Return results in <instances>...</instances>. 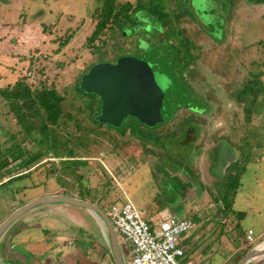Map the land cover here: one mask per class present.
<instances>
[{
    "label": "rangeland",
    "instance_id": "1",
    "mask_svg": "<svg viewBox=\"0 0 264 264\" xmlns=\"http://www.w3.org/2000/svg\"><path fill=\"white\" fill-rule=\"evenodd\" d=\"M117 2L132 4L129 13L123 15L122 27L107 31L91 43L88 38L97 24L93 12L100 5L98 0H0V150L11 155L8 167L0 169V222L15 202L23 204L45 188L56 190L65 185L66 190L76 195L90 193L88 199L100 202L105 210L112 202L124 201L128 193L145 210L144 216L146 212L188 206V213L197 223L193 228L200 232L204 248L209 244L215 247L210 250L207 262L229 264L227 256L235 249L239 252L235 253L234 261L239 254H245L243 251L264 241V3ZM172 30L174 34L168 37L167 32ZM120 57L144 60L148 83L153 86L145 82L142 91L148 108L155 111L160 108L157 112L164 118L156 127H149L132 115L117 127L101 125L94 120L100 114L101 96L78 89L83 76L100 71L101 62L114 63ZM31 66L42 70H30ZM24 75L29 78L28 84L53 85L64 95L63 107L71 118L63 116L60 125L53 124L47 132L41 126L34 137L27 136L24 120L18 122L19 117L11 107L15 98L9 95L14 82ZM102 78L92 77L89 85H102ZM254 79L256 82L252 83ZM248 84L250 88L246 87ZM255 93H258L255 112L248 116L246 108ZM23 112L37 128L39 123L43 125L41 117L26 113L27 109ZM213 126L219 129L213 131ZM126 129L127 133L137 135L133 141L128 137L123 141ZM47 133L55 135L54 141ZM140 133L156 139L173 135L166 159L171 164L187 159L192 149L202 148L214 138L212 143L217 146L204 148L223 155L217 168L224 170L216 173L217 181L210 182L209 172L203 169L199 175L201 184L195 189L197 183L185 180L177 171L190 173L193 168H139L140 164L136 168L139 159L130 157L136 150L162 149V143L153 147L140 140ZM64 140L69 142L66 141L68 146L61 145ZM34 152L41 159L25 165L24 160ZM98 158L105 163L101 160L90 163ZM119 161H123V168H115ZM25 168L37 169L25 171ZM88 168H95L93 171L97 173L93 175ZM59 171L61 176L56 175ZM24 172L27 174L23 175ZM89 184L91 187L87 189ZM197 202L199 210L192 207ZM226 204L229 206L224 209ZM240 210L244 212L241 219ZM195 211L202 217L198 218L200 221L194 218ZM225 214L228 221L219 223ZM21 222L17 221L7 231L0 246L2 258L15 260L12 252L18 251L33 264L48 261L52 244L43 242L42 238L48 236L46 229L23 228ZM249 229L255 232L253 244L246 241ZM93 238L85 236L95 244L88 250L85 248L86 255L100 260L96 245L103 241ZM63 242L61 238L56 240L58 245ZM78 243L83 246L81 240ZM122 248L126 258H130V245L122 242ZM78 252L79 261H88ZM75 260L74 256L69 258L73 264ZM102 262L107 264L106 258ZM249 264H264V256Z\"/></svg>",
    "mask_w": 264,
    "mask_h": 264
},
{
    "label": "crops",
    "instance_id": "2",
    "mask_svg": "<svg viewBox=\"0 0 264 264\" xmlns=\"http://www.w3.org/2000/svg\"><path fill=\"white\" fill-rule=\"evenodd\" d=\"M216 122H217V120H216ZM219 122H223V121H219ZM128 125H129V123H128ZM157 125L158 124H156L154 126L156 127ZM154 126H149V127H154ZM212 129H213V131H215V130H218L219 127L213 126ZM127 131L128 130L126 129V132H125L126 136L122 138L123 141H126V137H128L131 141H133L137 137V135L134 136V134L132 132L127 133ZM200 137L202 138V135ZM171 138H173V135H171V136L164 135L158 139L153 138V137L148 138V137L142 136V134L140 133V136H139L140 140H143V141L149 143L153 147H154L153 144H161L162 143L161 144L162 149L158 150V149L154 148L152 150H147V151L136 150L130 156V157L136 156L134 158L139 159L138 160L139 163H136L135 167L138 168V164H140L139 168H193L192 171H190V169H189L190 173H185V172L183 173L182 170H179V169H177V171L179 172L180 175L184 176L185 180H191V181L194 180V182L197 183L195 185V189L198 187L197 185L200 186V184H201L202 180H201V178L199 179V175L201 176L203 169H205L206 171L209 172L208 174H210V178H208V179H210L209 180L210 182L217 181V179L215 177V175H217L216 173H218V171L222 172L224 170V168H217L218 167L217 162L221 161V159L223 158V155L221 153L217 152L216 149H215L216 152L214 154V153H210L211 149H209L208 151H205L206 149L204 148L206 146H208L210 148H211V146H214V147L217 146L215 143H212V140L214 138H211L210 139L211 143L207 142L206 146L204 144V145H201L202 148L200 147L199 149H196V148L192 149V151L189 152L187 159H184V160L181 159V160H179V162L174 161L175 162L174 164H171L170 161L166 160L168 155H169V149H168L169 144L171 141L174 140V139L171 140ZM221 140H223V139H221ZM168 141H169V143H168ZM212 151H213V149H212ZM64 154H66V153H64ZM101 154H102V156L107 155L106 153L103 155V152ZM36 156H38L37 157L38 159L32 160V163H34L35 161H38L41 159V155L39 153L34 152L31 155L29 154L27 156V158L30 157V159H31V158H35ZM71 157H74V156H71ZM138 157H143V158H145V160L141 161L140 158H138ZM94 158L97 159L96 157H94ZM98 159L99 160H92L91 159L90 163H96L95 161L100 162L101 159L100 158H98ZM104 159H105V157H104ZM104 159L101 161H103L105 163ZM126 159H125L126 162L130 161V160H126ZM122 163H123V161H119L117 164L118 166H115V168H123ZM154 164H155V166H154ZM125 165L126 164L124 162V167L127 168ZM106 167H107V165H106ZM31 169H37V168H25V171H29ZM49 169H51V168H48V170ZM93 169H95V168H90L89 171L92 172L94 175L97 173V171H93ZM78 170L80 172L81 171L83 172L84 169H82V170L78 169ZM108 170H110V169H108ZM215 170H216V172H215ZM210 171H213V173H211ZM57 173H59V174H57ZM57 173H56L57 176H61L60 171ZM26 174L27 173L24 172L23 175H26ZM66 176L68 177L67 174H66ZM114 177H115V174H114ZM84 179H88V177H85ZM206 179H207V177H206ZM219 181H221V180H219ZM88 187H91V185L89 184V186H87V189H89ZM199 188H201V187H199ZM77 190L79 191V189H77ZM197 190H199V189H197ZM202 190H204L203 185H202ZM55 193H68V194L76 195L75 193H71L68 190H66L65 185L61 186V188L56 189V190H48L45 188V190L41 191L40 194L44 195V194H55ZM202 193H203V191H202ZM40 194H39V196H40ZM90 195L91 194L89 193L87 195L82 194V195H76V196H84L86 198H91ZM36 196L38 197V195H36ZM127 197L132 200V198L128 195V193L125 194V199ZM119 202H122V201H119ZM188 202H186V203H188ZM15 203H14L13 209H11L9 211V214L16 207L22 205V204H18V202H15ZM98 204H100V202ZM135 205H136V203H135ZM197 205H198V202L195 203V205H192V207L195 206L197 208ZM227 206H229V205L226 204L224 209ZM73 208L79 209V210L82 209V211L81 210L76 211V210H73ZM197 209L199 210V208H197ZM140 210L143 212V215H144L145 210L143 211L141 208H140ZM189 210L190 209L188 206H183V207L180 206L179 208H176L175 210L172 208L171 209L167 208L166 210L159 211V213L148 214L146 212L145 214H147V216H145V218L148 219L153 224H157L159 222V220L166 218V217H169V216H176L178 218L188 217V218L193 220V218H192L193 216L190 213H188ZM197 211H195L196 213H195L194 218L196 220L200 221V219H198V218H202V217L200 216V214ZM227 211H228V209H227ZM227 211H226V213H227ZM238 212H239V217L241 219L244 216V212L241 210ZM205 214H207V213H205ZM210 215L211 214H209V217H213ZM228 215H230V213ZM228 215L226 216V214H225V217L222 218V220H220L219 223H221V222L225 223V221H228V218H227ZM154 219L156 221H154ZM19 221H22L21 223H23V224H21V226H23V228H30L31 227V228L37 229V230H45L46 229L48 236H46L45 238H42L43 242L46 241L48 244H52V247H51L50 252H49V255H51L50 259L48 261H45L44 263L37 262L35 264H73V262L69 261V258L72 256H74L76 258L75 264H103L102 261L105 258H106L107 264H115V262L112 258V255L109 251V248H108V241L105 238V235L103 233V230H102L99 222L97 221V219L95 218L94 215H92L90 212H88L87 210H85L81 207L69 205V204H54V205H50L47 207L37 208L35 210H32L27 215H25L22 219H20ZM211 221H213V218ZM193 223L195 225L196 222L193 220ZM95 226H96V228H95ZM263 234H264V232H263ZM85 236H89L91 238L97 237L96 239H99V238L102 239L103 242L102 243H100L101 241L97 242L99 245H96L97 246L96 250H98V251L100 250V253H101L100 260L92 258V257H87L85 248H87V250H88L89 247L92 248L93 247L92 245H95V244H94V241L86 240ZM5 237H6V234L3 236L2 241L5 239ZM60 238L64 242H63V244L58 245L56 243V240L60 239ZM200 238H201L200 232L195 231L193 227L190 231H188L182 237L181 245L185 249L184 260L186 262H188L189 264H210L209 262H207V260L209 258V254H212V252L210 250L215 249V247L212 248V246H214V245H212L210 247L209 246L210 244H209V245H206L204 248V246H203L204 243L201 241ZM78 240H81V243L83 244L82 247H79ZM75 245H77V246L74 249H72ZM70 246H72L71 249L63 250V248H65V247L68 248ZM9 250L10 249L6 250L7 254L11 253ZM130 250H131V245H130ZM78 251H81L88 258V261H83V263L81 261H79L80 258L78 257V253H79ZM237 252H239L238 248L235 249L234 253L227 256L228 260H229V264H235L240 258H242V256H244V254L242 255V253L240 252L241 254L238 253L239 257L234 261L233 257L235 256V253H237ZM12 254L16 257V259L15 260H9L8 262L18 263V264H33L32 262H34V261L31 262V260L28 259V257L26 255H24L22 252H18V251L12 252ZM31 254L34 255L33 252H31ZM14 256H13V258H14ZM231 259L234 262L231 261ZM89 260H93V261L89 262Z\"/></svg>",
    "mask_w": 264,
    "mask_h": 264
},
{
    "label": "water",
    "instance_id": "3",
    "mask_svg": "<svg viewBox=\"0 0 264 264\" xmlns=\"http://www.w3.org/2000/svg\"><path fill=\"white\" fill-rule=\"evenodd\" d=\"M143 62L144 60L134 57H120L114 63L101 62L99 64V72H96V69H94L95 74L93 72L90 74L86 73L87 75L82 77L81 89L89 92L93 91L101 96V113L97 116L101 122L117 127L121 125L124 118L132 115L141 122L149 126H154L164 119L157 112L160 108L156 111L148 108L142 87L145 82L148 83L149 78H147L148 72H146L147 69L145 68V64L143 65ZM94 76L103 77L101 79L102 85H89L90 79ZM148 85L153 86L152 83H148ZM152 111L155 112L152 113ZM54 204L78 206L94 215L108 241V248L115 264H127V258L122 248L120 236L102 205L84 196H76L68 193L40 195L16 207L0 222V246L3 236L17 221L32 210ZM260 244L248 250L235 264H249L254 259L263 256L264 250L257 248ZM0 264L18 263L6 261L0 254Z\"/></svg>",
    "mask_w": 264,
    "mask_h": 264
},
{
    "label": "trees",
    "instance_id": "4",
    "mask_svg": "<svg viewBox=\"0 0 264 264\" xmlns=\"http://www.w3.org/2000/svg\"><path fill=\"white\" fill-rule=\"evenodd\" d=\"M98 1H100V5L96 6L93 12V17L97 20V24L95 26V29L93 30V32L88 38V42H91V43H93L95 40H97L101 35H103L107 31L112 30L114 28L122 27L123 21H124L123 15L128 14L129 11L132 9V4L130 2H125L123 4H120L119 2H117V0H98ZM254 1L257 3H264V0H254ZM153 19H156V18L154 17ZM173 34H174L173 30L167 32L168 37H172ZM189 50L190 49L187 47V52ZM179 58H181L180 55H179ZM31 69L32 70L35 69L36 72L38 71L41 72L42 70V69H38L37 66L36 67L31 66L30 70ZM27 76L24 75L22 76L23 78L19 77L14 82L13 84L14 90H12L11 94L9 95L14 96L15 98L11 102V107L13 108V110H15V114H17V116L19 117L18 122H22L24 120L25 127L27 126L25 128V132L27 136L30 134L34 137V132L37 130V133H38V131L41 130V126L45 129L44 131L47 132L48 127L52 126L53 124L60 125L61 124L60 119H62L63 116L71 118L72 115L69 113L68 110H64L65 109L63 107V101L65 100L64 95H61L58 90L54 89L55 87L52 88L53 85H51V87H49L48 86L49 84H46V83L42 87L40 86V84L30 85L27 83L28 82ZM81 76H80V80H81ZM254 80L255 81H252V83L256 82V79ZM7 86L9 85L7 84ZM77 87L78 89L84 91L80 87V81ZM246 87L250 88L251 84H248ZM7 98L8 97L6 96V99ZM257 99H258V93H255L253 99L250 101L248 107L246 108L248 116H250L251 114H253V112H255L254 105ZM92 107H93V103H92ZM24 109H27L26 113H29L33 115L34 117L36 116L41 117L43 121V125L39 123L38 128L34 126L33 121L31 122V120L25 117V114L23 112ZM94 120L97 123H100L97 117H95ZM101 125H108V124L101 122ZM108 126L113 127L111 125H108ZM47 134L51 135L50 139L54 141L55 135L50 134V133H47ZM66 141L65 142L61 141V145L68 146L69 142L67 141L68 142L67 143ZM37 157L38 156H36L35 158H31V159L30 157L26 158L24 160V164L30 165L32 163V160L38 159ZM9 158H11V155L9 154V152L5 153L1 149L0 150V169L8 167L10 163ZM245 252L246 251H244V253Z\"/></svg>",
    "mask_w": 264,
    "mask_h": 264
},
{
    "label": "built area",
    "instance_id": "5",
    "mask_svg": "<svg viewBox=\"0 0 264 264\" xmlns=\"http://www.w3.org/2000/svg\"><path fill=\"white\" fill-rule=\"evenodd\" d=\"M106 209L121 241L131 245L127 264H189L184 260L181 240L192 229V219L169 216L153 224L128 197L111 203ZM246 241L256 242L254 230L246 232Z\"/></svg>",
    "mask_w": 264,
    "mask_h": 264
},
{
    "label": "flooded vegetation",
    "instance_id": "6",
    "mask_svg": "<svg viewBox=\"0 0 264 264\" xmlns=\"http://www.w3.org/2000/svg\"><path fill=\"white\" fill-rule=\"evenodd\" d=\"M117 61V60H116ZM115 61V62H116ZM81 84V83H80ZM85 91V90H84ZM92 103H93V100L90 102V105H91V107H92ZM92 109V108H91ZM98 110H99V112L101 113V104H99V106H98ZM100 115V114H99ZM98 116V115H97ZM97 116H95V117H97ZM98 119V118H97ZM98 121L99 122H101L99 119H98ZM104 123V122H103ZM75 137H76V135H74ZM79 146H80V143H79ZM86 198V197H85ZM88 199V198H87Z\"/></svg>",
    "mask_w": 264,
    "mask_h": 264
},
{
    "label": "bare ground",
    "instance_id": "7",
    "mask_svg": "<svg viewBox=\"0 0 264 264\" xmlns=\"http://www.w3.org/2000/svg\"><path fill=\"white\" fill-rule=\"evenodd\" d=\"M82 215V214H81ZM88 216V215H87ZM88 219V218H87ZM90 219V218H89ZM91 222V221H90ZM95 224V223H94ZM95 228H96V226H95ZM98 229V228H97ZM98 232V231H97ZM258 249H262V250H264V242L262 243V244H260L258 247H257ZM264 256V255H263Z\"/></svg>",
    "mask_w": 264,
    "mask_h": 264
},
{
    "label": "clouds",
    "instance_id": "8",
    "mask_svg": "<svg viewBox=\"0 0 264 264\" xmlns=\"http://www.w3.org/2000/svg\"><path fill=\"white\" fill-rule=\"evenodd\" d=\"M103 207V206H102ZM104 208V207H103ZM246 253V252H245Z\"/></svg>",
    "mask_w": 264,
    "mask_h": 264
}]
</instances>
